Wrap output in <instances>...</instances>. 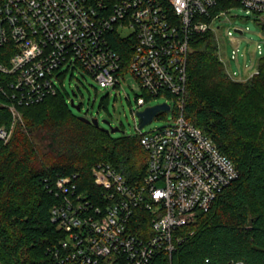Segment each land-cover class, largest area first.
I'll return each mask as SVG.
<instances>
[{
  "label": "built area",
  "instance_id": "obj_1",
  "mask_svg": "<svg viewBox=\"0 0 264 264\" xmlns=\"http://www.w3.org/2000/svg\"><path fill=\"white\" fill-rule=\"evenodd\" d=\"M219 1L0 0V47L10 53L8 63H0V75L10 78L4 97L13 119L0 128V145L10 140L21 120L20 106L42 103L60 92L57 74L67 64L72 69L79 65L104 88H118L131 75L145 92L136 96L139 109L164 97L174 113L171 124L147 133L136 124L148 155L142 182L130 184L101 162L92 169L94 192L80 190L77 175L47 184L59 200L51 209L61 235L53 250L58 264H150L162 253H173L182 241L177 232L209 211L239 178L233 161L183 116L195 35L216 34L218 54L231 79L248 80L259 73L264 40L248 67L238 62L239 42L232 43L227 59L216 23L228 9L213 12ZM236 2L264 31V0ZM235 30L244 33L240 27ZM226 33L233 38L231 30ZM138 112L132 110L135 119Z\"/></svg>",
  "mask_w": 264,
  "mask_h": 264
},
{
  "label": "trees",
  "instance_id": "obj_2",
  "mask_svg": "<svg viewBox=\"0 0 264 264\" xmlns=\"http://www.w3.org/2000/svg\"><path fill=\"white\" fill-rule=\"evenodd\" d=\"M236 4L221 0L213 12ZM7 50L0 47V63H8ZM187 70L183 116L233 161L239 178L177 232L182 241L173 253L150 264H264V55L257 75L233 82L207 32L192 38ZM9 79L0 75V128L13 120L4 97ZM19 112L10 140L0 145V264H58L53 250L61 235L51 209L59 200L47 184L77 175L79 189L94 192L92 169L101 162L137 184L148 155L137 135L114 136L80 120L64 92Z\"/></svg>",
  "mask_w": 264,
  "mask_h": 264
},
{
  "label": "rangeland",
  "instance_id": "obj_3",
  "mask_svg": "<svg viewBox=\"0 0 264 264\" xmlns=\"http://www.w3.org/2000/svg\"><path fill=\"white\" fill-rule=\"evenodd\" d=\"M216 26H220L221 28V31L219 32L220 41L224 43L223 45L227 59H229L233 49L232 43L239 42V64L242 67H248L251 65L256 57V46L258 44L263 45L264 40V31L255 19L249 17L242 7L236 4L228 8V15L222 18L221 21H217ZM235 27L244 29V33L239 34L235 32ZM227 29L233 32V38H230L227 35ZM212 34L214 35L216 45L218 46L216 34ZM244 54L246 58H244ZM217 55L228 79L233 82L246 81L231 79L227 74L225 64L218 54V50ZM227 61L232 69L236 70L238 68L235 61ZM58 74L57 83L61 88L60 92H64L65 101L72 113L90 119L96 118L98 119L100 126L104 128H109L108 125L103 123L104 120H108L113 127H119L121 131H123L122 133H114V136L122 134L129 136L137 135L138 130L136 129V124H139V119L133 117L132 110L142 111L148 106L161 104L167 100L164 97L148 100L149 105L139 109L136 105V96L145 95V92L141 90L138 83L131 75H127L126 80L122 81V86L118 88H104L99 86L94 78L86 73L79 65L72 69V67L67 64L58 72ZM60 83H63V86H61ZM71 100H74L76 104L81 105L80 112L71 107ZM169 102L172 104V107H174V102L170 100ZM173 119V112L160 115L150 124L141 129V131L147 133L155 128L169 125L174 121Z\"/></svg>",
  "mask_w": 264,
  "mask_h": 264
},
{
  "label": "water",
  "instance_id": "obj_4",
  "mask_svg": "<svg viewBox=\"0 0 264 264\" xmlns=\"http://www.w3.org/2000/svg\"><path fill=\"white\" fill-rule=\"evenodd\" d=\"M237 33L241 34L242 32L240 30H235ZM71 107L75 108L77 111H81V105L76 104L74 100H71L70 102ZM171 110V107L166 103L157 104L154 106H148L144 110L138 112V119H139V128L143 129L145 126L150 124L153 120H155L156 117L163 115V114H169ZM79 119L82 121H85L87 123H90L94 125L97 128H101L102 130H105L109 134H114L117 132L122 133L121 129L119 127H113L111 123L108 120H104L103 123L108 125L109 128L101 127L99 124L98 119L96 118H87L84 116H79Z\"/></svg>",
  "mask_w": 264,
  "mask_h": 264
}]
</instances>
